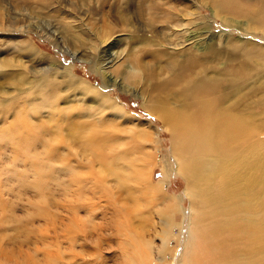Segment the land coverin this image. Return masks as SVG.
<instances>
[{"label":"rangeland","instance_id":"1","mask_svg":"<svg viewBox=\"0 0 264 264\" xmlns=\"http://www.w3.org/2000/svg\"><path fill=\"white\" fill-rule=\"evenodd\" d=\"M108 2L0 0V264H205L209 233L193 218L203 210L185 193L171 132L147 109L159 92L145 72L162 63L149 68V59L135 47L134 37L143 32H134L132 8L125 13L122 0ZM160 6L158 21L166 11ZM199 12L213 21L210 1L203 0ZM169 25L176 29L178 22ZM221 31L219 20L211 22L214 48L224 46L218 42ZM170 33L162 31L167 46L149 49L169 51L176 36ZM24 40L38 57L27 52ZM62 48L77 56L59 52ZM220 55L216 71L224 88L243 78L248 88L260 84L254 90L264 97L260 64L243 51ZM98 58L103 60L99 72ZM139 61L145 67L136 75L132 70ZM64 63L72 64L76 81L57 75ZM46 67L55 70L50 77L42 71ZM82 81L91 86L104 81L114 105L82 92ZM261 107L257 136L264 140ZM36 121L45 128H34ZM67 122L109 144H101L93 156L75 143L63 149L59 140L67 137ZM98 156L126 176L121 193L124 197L131 189L133 202L116 195L114 178L103 175ZM131 172L137 175L134 184ZM77 173L83 178L79 188ZM190 221L196 226L192 231Z\"/></svg>","mask_w":264,"mask_h":264},{"label":"bare ground","instance_id":"2","mask_svg":"<svg viewBox=\"0 0 264 264\" xmlns=\"http://www.w3.org/2000/svg\"><path fill=\"white\" fill-rule=\"evenodd\" d=\"M100 1L107 3L109 0ZM202 1L122 0L121 5L125 7V13L127 8H132V17L137 20L134 32H143L134 38L138 41L135 47L145 53L144 56L142 52L144 58L149 59L146 64L157 69L162 63L157 71L148 69L145 72L146 81L154 84L159 92L157 96L150 97L147 109L171 132L177 169L186 182L185 193L203 210L193 218L202 223L203 229L209 233L205 264H264V140L258 139L261 123L260 118L256 120V116L261 114L264 97L257 96L260 89L254 90L261 87L260 84L248 88L243 78L224 88L216 71L220 65V53L240 51L246 52V57L254 59L264 71V0H208L214 9L212 20H219L224 26L218 40L223 41L224 46L221 44L219 48H214L217 43L215 38L208 36L213 21L199 12ZM39 2L44 5L42 0ZM160 4L166 6L162 9L166 11L158 21L156 15L162 8ZM177 5L182 7L178 10ZM172 22H178L176 29L168 26ZM165 29L171 31V36L176 35L171 37L173 46L167 47L169 51L149 49L167 46L161 37ZM20 31L15 29L12 32L20 35L26 32ZM105 41H99L92 50L98 51V46ZM23 43L30 55L39 56L30 41L24 40ZM58 50L72 57L77 56V51ZM180 56L183 59H179ZM43 58L46 56L41 60ZM99 59L94 65L97 72L103 62ZM144 67L145 62L139 61L132 71L138 75ZM59 70H54L58 76L76 81L72 64L64 63ZM42 71L50 77L53 70L46 67ZM79 86L82 92L102 99L104 106L114 105L104 81L97 86L82 81ZM33 124L34 128H45L44 123L36 121ZM65 125L67 137L59 140L63 149L75 143L93 156L98 154L101 144H109V141L96 136H84L83 128L77 123L67 122ZM93 160L91 157L88 163L93 164ZM99 161L103 175L114 178L116 195L128 203L133 202L134 192L131 189L124 197L121 193V189L127 187L126 176L112 167L111 162L105 159ZM77 166L82 168V165ZM131 166L129 164V169ZM130 174L131 183L138 182L137 175L134 172ZM82 179L77 173L74 186L79 188ZM150 187L145 189H152ZM189 227L191 231L196 228L192 221ZM163 243L167 244V241Z\"/></svg>","mask_w":264,"mask_h":264}]
</instances>
